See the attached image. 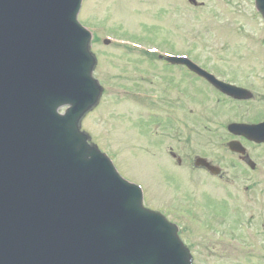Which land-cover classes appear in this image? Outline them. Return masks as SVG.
Returning a JSON list of instances; mask_svg holds the SVG:
<instances>
[{
	"label": "water",
	"instance_id": "95a60500",
	"mask_svg": "<svg viewBox=\"0 0 264 264\" xmlns=\"http://www.w3.org/2000/svg\"><path fill=\"white\" fill-rule=\"evenodd\" d=\"M80 5L0 0V264H193L81 131L103 90Z\"/></svg>",
	"mask_w": 264,
	"mask_h": 264
},
{
	"label": "rangeland",
	"instance_id": "374dc122",
	"mask_svg": "<svg viewBox=\"0 0 264 264\" xmlns=\"http://www.w3.org/2000/svg\"><path fill=\"white\" fill-rule=\"evenodd\" d=\"M199 1L200 9L183 0H84L79 19L102 26L92 35V50L103 93L82 126L120 175L141 185L145 206L179 227L196 264H264V177L233 165L221 131L195 125L203 99L184 95L180 73L156 58L186 53L222 65L223 58L264 61V25L253 0ZM228 33L247 38L231 36L226 46ZM103 38L112 42L104 45ZM218 112L225 114L220 106ZM195 155L218 165L222 175L194 169Z\"/></svg>",
	"mask_w": 264,
	"mask_h": 264
},
{
	"label": "flooded vegetation",
	"instance_id": "af4514ba",
	"mask_svg": "<svg viewBox=\"0 0 264 264\" xmlns=\"http://www.w3.org/2000/svg\"><path fill=\"white\" fill-rule=\"evenodd\" d=\"M187 2L190 7L196 9H200L204 6L202 4L203 2L199 0H191V2L190 0H183L185 6ZM228 34H223L222 39L224 43H228L227 41H229L231 36L242 35ZM245 35L247 34L243 33L242 36L247 38ZM157 60L161 63L160 65H162L163 68L168 70H177L180 73L177 77V82L180 84L178 88H180V90L182 89L181 91L184 92V95L191 92L193 95L196 94V97L203 99V101L199 103V111L195 113L193 118L195 125L201 131L203 128L208 133L221 131L222 136H218L223 139V147L229 153L230 158L233 159V165L235 167L239 166V168L244 170V173L257 174L264 177V140H252L247 136L236 134L234 131H228L229 126L232 124L253 127L264 123V61L242 60L238 62L246 63L239 64L237 62L236 64H229L230 61L235 60L227 61L223 58L222 61L227 64L222 65L215 63V59L192 60L196 66H198L202 71H206L211 74L214 79L242 89L243 91H247V94L246 92L238 93V95L243 99H235L234 96L229 97L218 91L206 80V78L191 72L186 65L180 62L171 64L170 61L159 56L157 57ZM186 79H190L191 86L187 85L188 80ZM181 80H183V84L181 83ZM209 104L210 106H208ZM224 104L229 106L227 111H225V108L222 107ZM201 105H204V107L202 108ZM219 106L223 109L226 115L218 112ZM174 108L176 109V107L168 109L175 112ZM182 118L187 120L188 113L183 114ZM230 143H232V145L236 148H228V144ZM170 155L176 159L179 166L183 164L180 156H177L173 152H170ZM197 157L201 156H193L192 162L190 163L194 169V161ZM208 162L215 165L211 161ZM197 169L207 173L205 169ZM221 175L222 174L220 172L217 177H220ZM245 190L247 191L248 187H246Z\"/></svg>",
	"mask_w": 264,
	"mask_h": 264
}]
</instances>
